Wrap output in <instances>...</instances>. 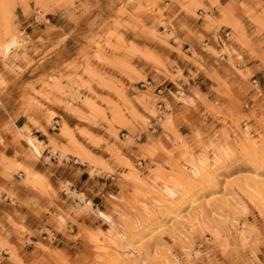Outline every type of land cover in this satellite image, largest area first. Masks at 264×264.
I'll use <instances>...</instances> for the list:
<instances>
[{
    "label": "rangeland",
    "instance_id": "374dc122",
    "mask_svg": "<svg viewBox=\"0 0 264 264\" xmlns=\"http://www.w3.org/2000/svg\"><path fill=\"white\" fill-rule=\"evenodd\" d=\"M0 176V264H264V0H0Z\"/></svg>",
    "mask_w": 264,
    "mask_h": 264
},
{
    "label": "crops",
    "instance_id": "0c3cea01",
    "mask_svg": "<svg viewBox=\"0 0 264 264\" xmlns=\"http://www.w3.org/2000/svg\"><path fill=\"white\" fill-rule=\"evenodd\" d=\"M179 8L176 7L175 12H178ZM174 14V13H171ZM169 14V15H171ZM182 22H186L188 23L190 26L193 27H199V24L190 16H188L184 11L180 12L177 14L176 18H175V23L173 24V28H177L178 25ZM181 37V36H179ZM175 47H177V45H174ZM190 49V48H189ZM164 90H167V88H165ZM162 92V90L160 91ZM39 132V131H38ZM3 137H7V134H3ZM40 141V140H39ZM6 157L11 158V156L6 154ZM51 163L54 164L55 166L59 167V161L57 160V158L51 160ZM63 169L59 171V168L56 170V172H52L53 171V167L45 162V161H41L38 160V162L33 163V169L38 171L40 174H46L47 178L50 179V182L52 185H54L55 188L59 187V183L61 181L67 180L70 183H74V179L72 176H74L73 172H76V174H78V170L81 172V177L83 176V174L86 172V169H84L82 167V165H80L79 161H75V164L72 163H64L63 164ZM57 172H59L57 174ZM21 179H23L24 174H20ZM17 181L18 177H16ZM83 180V179H82ZM0 184L6 187H10V183L6 182L1 176H0ZM13 190L17 192V194L19 195V199L17 201H11L9 200V197L6 195H3L2 197V201L9 205V213H11V216L13 218H17L19 221H21L26 227L28 228H33L34 225H36V217L34 215V212L36 210L35 207L31 206H27L25 207L24 205H22V201L25 200L26 195L28 194H34L32 190L26 188V187H13ZM15 213L18 214L15 217ZM8 225V224H7Z\"/></svg>",
    "mask_w": 264,
    "mask_h": 264
},
{
    "label": "bare ground",
    "instance_id": "6f19581e",
    "mask_svg": "<svg viewBox=\"0 0 264 264\" xmlns=\"http://www.w3.org/2000/svg\"><path fill=\"white\" fill-rule=\"evenodd\" d=\"M15 43H16V39L13 37V38H12L11 40H9V42H7V43L5 44V46L3 47L4 50H5V52L8 51V50L11 48V46H13ZM35 150H37L36 147H35Z\"/></svg>",
    "mask_w": 264,
    "mask_h": 264
},
{
    "label": "built area",
    "instance_id": "2783aa9c",
    "mask_svg": "<svg viewBox=\"0 0 264 264\" xmlns=\"http://www.w3.org/2000/svg\"><path fill=\"white\" fill-rule=\"evenodd\" d=\"M162 107H163V106L161 105L160 108H162ZM160 110L164 111V109H160ZM47 238H48V236L45 235V239H47Z\"/></svg>",
    "mask_w": 264,
    "mask_h": 264
}]
</instances>
